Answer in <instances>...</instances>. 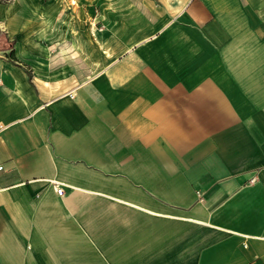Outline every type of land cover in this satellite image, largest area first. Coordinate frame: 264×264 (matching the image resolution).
I'll list each match as a JSON object with an SVG mask.
<instances>
[{
	"label": "crops",
	"instance_id": "1",
	"mask_svg": "<svg viewBox=\"0 0 264 264\" xmlns=\"http://www.w3.org/2000/svg\"><path fill=\"white\" fill-rule=\"evenodd\" d=\"M161 1L103 55L0 0V264H264V0Z\"/></svg>",
	"mask_w": 264,
	"mask_h": 264
},
{
	"label": "rangeland",
	"instance_id": "2",
	"mask_svg": "<svg viewBox=\"0 0 264 264\" xmlns=\"http://www.w3.org/2000/svg\"><path fill=\"white\" fill-rule=\"evenodd\" d=\"M13 2L16 0H3ZM58 4L59 10L63 8L74 15L75 24L83 23L80 37L91 40L98 45L101 54L116 55L125 52L127 45L152 35L157 39L161 32H156L158 26L151 19V15L142 10L146 0H44ZM152 5L159 8L164 5L161 0H149ZM144 8H146L144 6ZM161 8V7H160ZM79 10V15L77 14ZM165 16H162L164 19ZM163 21V20H162ZM81 28V27H80ZM83 28V27H82ZM79 33V32H72ZM163 35V34H162ZM164 36V35H163ZM161 37V36H160ZM102 44L99 47V44ZM107 47L106 44H110ZM88 47V46H87ZM86 47V48H87ZM96 48V54H97ZM54 48V53H57ZM62 51V48H58ZM87 56H93L92 48L86 49Z\"/></svg>",
	"mask_w": 264,
	"mask_h": 264
},
{
	"label": "built area",
	"instance_id": "3",
	"mask_svg": "<svg viewBox=\"0 0 264 264\" xmlns=\"http://www.w3.org/2000/svg\"><path fill=\"white\" fill-rule=\"evenodd\" d=\"M71 95H73V94L71 93ZM2 168H3V165H0V169H2ZM55 188H56L58 194H62L64 192V186L62 184H60L59 182L55 183Z\"/></svg>",
	"mask_w": 264,
	"mask_h": 264
}]
</instances>
